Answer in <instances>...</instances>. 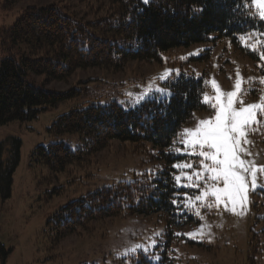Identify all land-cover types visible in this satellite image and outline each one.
I'll return each mask as SVG.
<instances>
[{"label":"trees","instance_id":"1","mask_svg":"<svg viewBox=\"0 0 264 264\" xmlns=\"http://www.w3.org/2000/svg\"><path fill=\"white\" fill-rule=\"evenodd\" d=\"M21 1L3 0L2 8L11 10ZM111 2L113 12L95 21L67 17L55 3L28 5L12 25L0 27L2 49L11 53L18 50L17 55L0 60V126L35 119L42 111L59 108L76 96L75 90L53 92L37 86L30 79L31 73L45 76L44 82L48 83L67 81L76 71L90 68L120 72L132 61L159 62L172 49L211 39L230 40L236 50L246 53L260 77L253 95L261 93L264 20L252 0ZM194 8L203 11L194 12ZM21 45L26 51L21 50ZM169 83L178 84L180 91H188V98L153 97L130 109L111 101L73 108L58 116L49 131L57 136L80 134L81 145L76 149L63 141L39 145L30 156L29 168L44 167L57 177L69 172L73 164L89 163L115 140L170 148L181 141V134L194 121L195 113L209 109L203 103V93L210 92V85L207 73L197 76L192 71H183L164 84ZM161 108L167 109V115L161 114ZM143 124L149 126L142 127ZM20 159V140L9 147L0 144V203L12 195ZM175 173L171 168L143 174L130 182L120 181L83 195L55 214L50 230L61 242L69 235L91 234L94 224L118 217L160 215L174 222L184 198L181 192L185 190L173 179ZM1 252L5 250L0 242ZM3 255L5 260L6 254ZM137 257L138 264H168L167 258L155 259L152 250L115 257L112 262L137 264Z\"/></svg>","mask_w":264,"mask_h":264},{"label":"rangeland","instance_id":"2","mask_svg":"<svg viewBox=\"0 0 264 264\" xmlns=\"http://www.w3.org/2000/svg\"><path fill=\"white\" fill-rule=\"evenodd\" d=\"M52 3L60 6L65 16L75 20L95 21L113 12L111 0H23L11 10H4L3 0H0V27L12 25L28 5ZM253 5L259 13L257 6ZM20 48L26 51L25 45ZM17 52L4 51L0 43V60L13 57ZM245 54L236 50L230 40L215 42L211 39L172 49L164 53L159 62L132 61L120 72L90 68L76 71L67 81L48 83L44 82L45 76L31 73L30 79L48 91L75 90L77 93L66 104L42 111L35 119L0 126V144L9 147L15 140L21 142V159L14 173L12 195L0 203V242L5 250V253H0V264H114L112 259L130 254L127 250L140 244L145 245L148 251H154V258H167L168 264H264V190L257 188L248 192L245 215L234 214L223 205L209 209L196 201L195 197L213 182L200 164L203 158L198 156V152L201 149L189 148L183 143L184 139H193L192 135L182 136L181 141L167 149L152 143L137 145L115 140L89 163L83 166L73 164L69 172L57 177L44 167L29 168L30 156L39 145L60 141L73 149L81 145L80 134L57 136L49 131L58 116L73 108L105 105L111 101L130 109L153 97L168 98L155 92L157 87L167 88L166 81L160 77L168 69L179 70L174 71L172 77L183 71H192L197 76L207 73L209 97L217 94L213 80L223 97L235 90L236 81L240 78V98L244 104L264 102V87L259 96L253 95V91L259 88L260 77L255 72L256 65ZM149 89L153 90L152 93L141 100ZM208 106L207 111L195 113L194 121L185 129L194 130L201 120L214 118L216 110ZM235 106L239 108L241 105L236 103ZM247 140L250 143L242 146L251 155L242 154V158L264 166V121L260 123L259 131L249 133ZM174 164H180L181 168H174ZM185 164H191L193 168H184ZM171 168L176 170L175 176H182L177 183L179 188H185L181 192L184 198L174 222L160 215L118 217L94 224L91 234L69 235L61 242L50 230V221L55 214L71 201L120 181L130 182L136 176ZM195 172L204 176L203 180L197 181L200 186L183 187L190 183L183 174L193 175L196 181ZM257 183L264 186V172H258ZM187 197H191L190 202L200 209L199 217L193 209L184 206ZM206 199L214 201L211 196ZM201 230L203 239L186 235ZM153 241L157 242L156 245L152 244ZM3 254H6L5 260Z\"/></svg>","mask_w":264,"mask_h":264},{"label":"snow or ice","instance_id":"3","mask_svg":"<svg viewBox=\"0 0 264 264\" xmlns=\"http://www.w3.org/2000/svg\"><path fill=\"white\" fill-rule=\"evenodd\" d=\"M150 2L151 0H143L145 4ZM252 2L259 9V16L264 20V0H252ZM193 11L202 12L203 9L194 8ZM195 54H198V52L192 55ZM261 57L264 58V53H261ZM174 71L179 72V70L168 69L161 75L160 79L171 81ZM212 84L217 94L209 97L206 92L203 93V103L210 105L216 110L214 118L201 120L196 129L186 128L181 134L183 137L193 136L191 140L184 139L183 143L188 145L189 148L199 147L201 149L198 152V156L203 158L200 164L203 172L209 174L208 179L213 182L208 184V187L201 195H197L195 200L201 202L204 207L209 209L219 208L223 205L226 210L234 214L245 215L249 203L248 192L257 188L264 190V186L257 183V174L258 172H264V166H257L254 161L242 158V154L251 155L242 145L250 143L247 140L250 132L259 131V125L264 121V102L245 105L240 98L242 96V79L240 78L236 81L235 90L225 93L223 97L219 94L221 89L217 82L213 80ZM152 91V89H149V92L145 93L140 99H145ZM155 92L168 98L182 96L187 99L190 95L188 91H180L178 84L175 83H169L167 88L157 87ZM236 103L241 106L237 108L235 106ZM160 112L163 115H167L166 108H161ZM148 126L147 124L142 125V127ZM205 161H208V163H205ZM173 167L181 168V165L174 164ZM183 167L191 169L193 165L185 164ZM183 175L190 181L187 185H183V187L187 188L199 187L200 185L197 181L204 179L201 172L194 173L196 181H194L193 175H188L187 173ZM173 179L178 183L182 176H174ZM219 184L223 186L220 187L218 186ZM209 196L214 197L213 202L207 201L206 198ZM191 199V197H187L184 206L193 209L199 217L200 209L190 202ZM173 203H176V201H173ZM238 208L240 209L239 212H237ZM186 235L191 238H204L202 230L201 232H192ZM208 238L209 240L211 239V237ZM156 243V241L152 242L153 245H156ZM139 250H143L145 254L148 253V248L143 244L136 245L128 249L127 252L137 253ZM151 258L149 257V259ZM155 258L159 259V257ZM136 260L138 264V257Z\"/></svg>","mask_w":264,"mask_h":264}]
</instances>
